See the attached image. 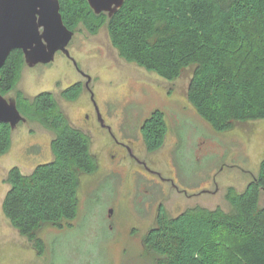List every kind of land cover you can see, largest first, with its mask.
Returning a JSON list of instances; mask_svg holds the SVG:
<instances>
[{"label": "trees", "instance_id": "trees-1", "mask_svg": "<svg viewBox=\"0 0 264 264\" xmlns=\"http://www.w3.org/2000/svg\"><path fill=\"white\" fill-rule=\"evenodd\" d=\"M58 2L67 29L81 24L94 35L106 25L119 56L147 72L171 82L193 67L186 98L213 130L264 120V0H123L111 17L95 14L87 0ZM24 65L22 51L13 50L0 69L1 95L15 89ZM82 91L75 82L60 95L75 101ZM14 100L24 117L53 133L52 159L28 174L12 167L2 200L12 227L41 246V228L70 226L76 218L81 179L95 160L87 134L71 125L52 92L28 98L18 90ZM11 131L0 123V156L10 148ZM166 132L163 112L154 110L140 126L146 150L160 149ZM225 197L231 212L196 206L168 216L160 206L142 237L153 264H264V154L256 177Z\"/></svg>", "mask_w": 264, "mask_h": 264}, {"label": "rangeland", "instance_id": "rangeland-1", "mask_svg": "<svg viewBox=\"0 0 264 264\" xmlns=\"http://www.w3.org/2000/svg\"><path fill=\"white\" fill-rule=\"evenodd\" d=\"M67 50L70 58L57 52L49 64H25L15 89L4 97L12 99L18 90L28 98L52 92L71 125L87 134L95 169L81 179L80 206L70 226L41 228L36 233L41 246L20 235L2 212L7 172L16 166L28 174L29 166L49 162L53 138L36 119L21 114L26 121L11 131L12 140L18 135L15 143L0 156V264H153L142 237L158 208L168 216L196 206L231 212L227 190L242 192L258 173L264 120L213 130L186 98L193 67L171 82L147 72L119 56L106 25L91 35L79 24ZM88 78L91 94L83 89L75 101L61 97L62 90ZM154 110L163 112L167 132L160 149L145 153L160 174L148 179L134 175L128 163L117 167L122 161L114 149L131 138L135 150L144 151L140 126Z\"/></svg>", "mask_w": 264, "mask_h": 264}, {"label": "water", "instance_id": "water-1", "mask_svg": "<svg viewBox=\"0 0 264 264\" xmlns=\"http://www.w3.org/2000/svg\"><path fill=\"white\" fill-rule=\"evenodd\" d=\"M87 3L95 14L106 13L111 17L123 0H87ZM73 35L62 22L58 0H0V69L15 49L22 51L24 62L30 67L51 63L57 52L69 57L67 46ZM25 121L14 98L0 94V123L13 130Z\"/></svg>", "mask_w": 264, "mask_h": 264}, {"label": "flooded vegetation", "instance_id": "flooded-vegetation-1", "mask_svg": "<svg viewBox=\"0 0 264 264\" xmlns=\"http://www.w3.org/2000/svg\"><path fill=\"white\" fill-rule=\"evenodd\" d=\"M86 77V76H85ZM89 82L90 80L86 79L84 83H81V86L83 89L87 90L91 94V90L89 88ZM104 127V125H103ZM107 128V127H105ZM141 135V134H140ZM141 141L143 144L144 151L141 150L137 152L134 148V140L131 138L126 139V143L123 144V149H114L115 153L120 155V160L122 161L119 163L117 167L122 168V166L126 165L127 163L130 165L131 168H133V174H139V175H145L148 179H156L159 178L160 174L158 172H155V170L152 169V165H150L145 157V153L148 154V152L145 148L143 139L141 137ZM114 173H119V171H114ZM159 210V208H158ZM158 210L156 212V215L158 214ZM64 226V225H63Z\"/></svg>", "mask_w": 264, "mask_h": 264}, {"label": "crops", "instance_id": "crops-1", "mask_svg": "<svg viewBox=\"0 0 264 264\" xmlns=\"http://www.w3.org/2000/svg\"><path fill=\"white\" fill-rule=\"evenodd\" d=\"M18 136V135H17ZM16 136V137H17ZM16 137L12 140V134H11V145H10V148H11V146H13V144L15 143V140H16ZM13 142V143H12ZM9 148V149H10ZM29 170H28V172H31L32 171V169L34 168V166L31 168L30 166H29ZM20 171L22 172V170H21V168H20ZM23 173V172H22ZM24 174V173H23Z\"/></svg>", "mask_w": 264, "mask_h": 264}]
</instances>
